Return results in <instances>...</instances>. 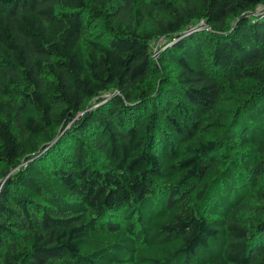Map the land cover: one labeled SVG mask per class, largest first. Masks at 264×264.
<instances>
[{"label":"trees","instance_id":"trees-1","mask_svg":"<svg viewBox=\"0 0 264 264\" xmlns=\"http://www.w3.org/2000/svg\"><path fill=\"white\" fill-rule=\"evenodd\" d=\"M0 180V264H264V0H0Z\"/></svg>","mask_w":264,"mask_h":264},{"label":"rangeland","instance_id":"rangeland-1","mask_svg":"<svg viewBox=\"0 0 264 264\" xmlns=\"http://www.w3.org/2000/svg\"><path fill=\"white\" fill-rule=\"evenodd\" d=\"M259 10H260V8H259ZM156 44H157V48L160 49V48H161V45L159 44V42L156 43ZM156 57H157V56H156Z\"/></svg>","mask_w":264,"mask_h":264},{"label":"built area","instance_id":"built-area-1","mask_svg":"<svg viewBox=\"0 0 264 264\" xmlns=\"http://www.w3.org/2000/svg\"><path fill=\"white\" fill-rule=\"evenodd\" d=\"M1 184H2V182H1V180H0V186H1Z\"/></svg>","mask_w":264,"mask_h":264}]
</instances>
